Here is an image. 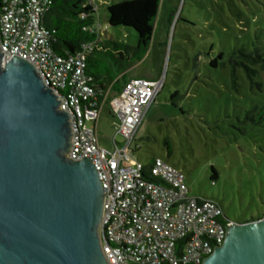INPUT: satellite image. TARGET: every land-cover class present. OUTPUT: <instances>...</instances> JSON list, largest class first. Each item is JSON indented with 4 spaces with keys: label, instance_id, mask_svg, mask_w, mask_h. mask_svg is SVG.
<instances>
[{
    "label": "rangeland",
    "instance_id": "obj_1",
    "mask_svg": "<svg viewBox=\"0 0 264 264\" xmlns=\"http://www.w3.org/2000/svg\"><path fill=\"white\" fill-rule=\"evenodd\" d=\"M118 1L91 0L99 37L128 46L133 57L138 53L136 33L107 26V6ZM159 18L153 49L166 43L159 69L149 50L144 54L150 52L148 59L134 60L125 70L127 79L150 74L163 80L136 130L131 148L138 149L131 159L144 165L160 159L172 166L184 175L189 196L218 202L228 220L261 217L264 115L256 119L264 104V71L259 65L256 74L236 68L232 83L228 63L211 68L209 62L240 47L245 53L264 47V0H164ZM122 69L121 64L111 66L114 75ZM173 92L183 95L176 106L169 102ZM108 112L105 106L97 124L98 144L105 151L112 150L114 136L121 140L115 134L117 119Z\"/></svg>",
    "mask_w": 264,
    "mask_h": 264
},
{
    "label": "built area",
    "instance_id": "obj_2",
    "mask_svg": "<svg viewBox=\"0 0 264 264\" xmlns=\"http://www.w3.org/2000/svg\"><path fill=\"white\" fill-rule=\"evenodd\" d=\"M49 0H5L0 5V54L29 62L44 84L60 93L59 109L70 116L66 157L88 159L98 174L103 198L98 227L108 264H200L221 246L229 227L221 205L191 197L184 175L160 159L144 165L131 148L146 110L163 80L130 78L111 100L100 97L86 71L87 55L100 40V24L83 27L96 35L75 54L56 53L42 27ZM96 11V8H95ZM117 119L111 151L97 140L104 107Z\"/></svg>",
    "mask_w": 264,
    "mask_h": 264
},
{
    "label": "water",
    "instance_id": "obj_3",
    "mask_svg": "<svg viewBox=\"0 0 264 264\" xmlns=\"http://www.w3.org/2000/svg\"><path fill=\"white\" fill-rule=\"evenodd\" d=\"M59 97L29 62L2 66L0 54V264H108L98 174L66 157L70 116ZM200 264H264V216L229 227Z\"/></svg>",
    "mask_w": 264,
    "mask_h": 264
},
{
    "label": "trees",
    "instance_id": "obj_4",
    "mask_svg": "<svg viewBox=\"0 0 264 264\" xmlns=\"http://www.w3.org/2000/svg\"><path fill=\"white\" fill-rule=\"evenodd\" d=\"M5 0H0V5ZM48 11L42 17V27L47 33L52 49L61 55L75 54L81 50L82 45L93 42L95 34L84 32L83 27L91 26L95 22V6L91 0H49ZM177 1V0H176ZM164 0H119L107 6V26L124 27L132 29L137 35L138 51L129 56L130 48L114 40H97L91 53L87 55L86 71L92 77V84L96 93L102 97L107 92V100H111L120 92L124 83L128 80L125 70L128 69L134 60L141 61L144 54L154 46V38L159 28L161 19L160 9ZM174 11H169L166 19L167 28L170 26ZM165 41L160 44L164 49ZM230 65V76L233 83L234 70L243 68L247 73H257L254 66L264 71V47L247 50L243 47L234 49L228 54L219 53L209 62L211 68ZM121 64L123 69L114 75L111 70L112 65ZM127 66V67H125ZM253 66L250 70L248 67ZM261 89L260 84L256 86ZM182 94L173 92L169 96L171 105L176 106V102L182 98ZM264 115V104H262L257 116ZM216 178V172L212 169L211 179ZM264 216V215H262ZM261 216V217H262ZM261 217L252 218L243 223L258 220Z\"/></svg>",
    "mask_w": 264,
    "mask_h": 264
},
{
    "label": "crops",
    "instance_id": "obj_5",
    "mask_svg": "<svg viewBox=\"0 0 264 264\" xmlns=\"http://www.w3.org/2000/svg\"><path fill=\"white\" fill-rule=\"evenodd\" d=\"M154 48V46H152V48L150 49V51H153L154 52V61H155V63L157 64V69L156 70H158L159 69V64H160V62H161V59H162V56H163V49L162 48H160L158 51H156V50H154L153 49ZM148 56L146 57H144L142 60H144V59H148V57H149V55H150V52H149V54H147ZM130 78H133V77H130ZM136 78H143V79H148V80H156L158 77H157V75H155V76H153V75H150V74H143V75H141V76H136ZM109 113V112H108ZM110 114V113H109ZM111 115V114H110ZM111 117H113L112 115H111Z\"/></svg>",
    "mask_w": 264,
    "mask_h": 264
}]
</instances>
